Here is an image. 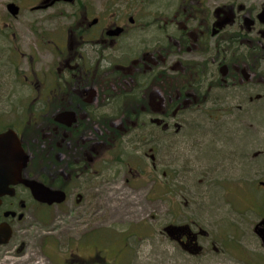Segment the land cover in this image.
I'll use <instances>...</instances> for the list:
<instances>
[{"label":"flooded vegetation","instance_id":"af4514ba","mask_svg":"<svg viewBox=\"0 0 264 264\" xmlns=\"http://www.w3.org/2000/svg\"><path fill=\"white\" fill-rule=\"evenodd\" d=\"M61 6L72 22L56 35L38 30L42 66L29 58L17 78L24 91L9 110L14 119L4 117L0 129L14 131L28 157L23 181L63 193L53 206L114 207V228L88 243L114 232L127 245L160 238L164 252L174 243L191 257L219 254L205 226L220 220L221 252L235 264H264V146L252 116L264 112V0H144L99 11L80 0H38L31 11ZM235 112L227 128L245 138L230 136L233 151L214 152L223 143L214 138L219 114ZM172 188L182 194L177 222ZM12 189L0 208L9 243L16 218L5 213L30 199L47 206L24 183ZM201 192L210 216L187 217ZM104 240L67 262L106 263Z\"/></svg>","mask_w":264,"mask_h":264},{"label":"rangeland","instance_id":"374dc122","mask_svg":"<svg viewBox=\"0 0 264 264\" xmlns=\"http://www.w3.org/2000/svg\"><path fill=\"white\" fill-rule=\"evenodd\" d=\"M37 1L0 0V129L4 125V120L7 121L4 117L11 116V120L14 119V113H10L9 110L24 91V85L19 82V78L20 75L22 77V74L28 71L29 58L35 57L38 61L37 67L42 66L39 64L41 52L39 45H43V41L36 36L39 34L38 30L44 36L49 33L56 35L59 30L72 22L71 10L66 6L46 12H32L31 8ZM80 1L83 4L90 3L99 11V9L116 7L130 10L132 3H141L144 0ZM10 6H15L18 10L17 14H14ZM128 40L130 38H127ZM43 56L45 57V55ZM46 66H50V64L46 63ZM237 115V112L234 116L225 113L219 114V128L214 127V138L215 136L219 137V142L223 143L215 144L214 152L228 154L233 151L229 145L225 144L230 136L245 138L244 133L232 131V127L229 132L228 128L231 125L229 122ZM252 116L261 130L260 138L257 140L264 146V112L255 113ZM198 130L200 132L194 133L195 135L205 136L204 140L206 141L211 140L212 135H205L202 129ZM206 131L209 130L206 129ZM250 138L249 136L246 140L249 144H253ZM207 150H209L207 147L202 149L205 152ZM205 194L201 192L198 196L190 199V207L186 209L187 217L192 216L197 219V216L202 218L210 216L211 199L209 196L204 197ZM181 195L179 190L172 188V201L173 199L175 201L171 205L172 222L178 220L176 215ZM25 203L26 207L23 204L17 213L14 212L16 213V219L13 222L14 239L1 248L0 264H37L39 261L44 264H69L67 260L73 253L84 256L91 255L93 244L100 242L101 237L105 238L103 247L106 253V263L104 264H235L226 253L221 252L223 247H227V240L222 238L226 232V225L220 220H216L214 225L209 223L207 224L209 226H205L207 230L213 231L214 229V238H216L220 253L212 252L205 256L191 257L184 254L174 243H171L168 252H164L160 238L153 241L154 245L151 247L154 250L150 247V241L139 244L140 241L132 238L128 240L127 245V241L121 237L117 238L114 232L98 235L88 243L91 234L104 232L103 228L105 227L114 228L116 219H118L114 207L101 209L88 206L75 207L71 204L60 207L42 206L31 199ZM159 210H163L161 205ZM142 211L145 216L146 210L142 209ZM20 214L23 215L22 219L18 216ZM217 217L221 218V214L219 213ZM158 242H160L159 246ZM73 258L75 259L77 256ZM73 264L81 263L73 261Z\"/></svg>","mask_w":264,"mask_h":264},{"label":"water","instance_id":"95a60500","mask_svg":"<svg viewBox=\"0 0 264 264\" xmlns=\"http://www.w3.org/2000/svg\"><path fill=\"white\" fill-rule=\"evenodd\" d=\"M72 2L74 0H64ZM14 14L18 10L15 6H10ZM28 162L20 140L14 131H8L0 134V208L2 206V199L6 196H13L15 194L12 189L13 185L24 183L31 189L34 199L42 204L49 206L60 204L65 201V195L60 192H54L45 186L36 182H26L22 179V170ZM24 207V206H23ZM10 215L16 216L14 212L5 213V217ZM23 215H20V219ZM12 237V229L6 225L0 229V246L7 245Z\"/></svg>","mask_w":264,"mask_h":264},{"label":"bare ground","instance_id":"6f19581e","mask_svg":"<svg viewBox=\"0 0 264 264\" xmlns=\"http://www.w3.org/2000/svg\"><path fill=\"white\" fill-rule=\"evenodd\" d=\"M37 264H44V263H42L41 261H39Z\"/></svg>","mask_w":264,"mask_h":264}]
</instances>
